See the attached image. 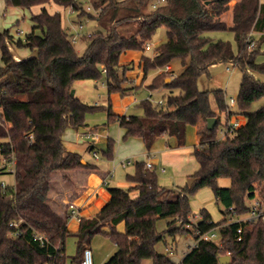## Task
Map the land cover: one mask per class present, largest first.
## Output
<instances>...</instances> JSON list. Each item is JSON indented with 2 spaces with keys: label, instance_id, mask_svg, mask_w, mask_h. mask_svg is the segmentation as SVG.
I'll list each match as a JSON object with an SVG mask.
<instances>
[{
  "label": "trees",
  "instance_id": "trees-1",
  "mask_svg": "<svg viewBox=\"0 0 264 264\" xmlns=\"http://www.w3.org/2000/svg\"><path fill=\"white\" fill-rule=\"evenodd\" d=\"M51 1L71 7L79 16L95 18L106 30L88 35L80 54L63 26L62 14L49 10ZM150 1L91 0L98 11L93 14L78 0H5L6 7L40 8L32 13L33 26L24 38L17 39L11 29L0 30V147L4 158L16 159L15 184L5 193L0 190V264H66L70 236L77 241L71 264H81L84 250L91 248L93 238L100 234L116 247L104 264H143L145 260L152 264H221L220 256L228 251V264H264V222L227 220L229 215L248 212L247 199L257 195L264 201V105L249 112L252 103L264 97V80L260 78L264 62L257 61L264 52V2L237 0L229 25L222 15L231 9L232 0H166L148 10ZM122 25L132 33L125 34ZM161 26L166 28L167 40L155 48L153 56L148 55L145 45ZM215 31L232 32L236 48L230 41H214L209 33ZM250 35L256 39L252 48ZM12 45L30 48L35 54L17 59ZM129 50L143 52L140 61L145 76L150 70L165 68L174 58L181 59L183 70L175 76L161 72L148 84L151 90L169 89L163 105L147 98L141 101L142 115H120L109 104L108 121H117L126 130L123 139H142L149 152L164 135L174 137L179 146L185 145L187 127L201 119L204 139L193 151L199 167L184 186L169 188L158 183L155 167L137 161L135 172L128 175L134 185L109 187L111 197L104 207L93 217H82L79 229L71 232L69 216L52 208L49 193L56 172L72 184L68 171L91 167L63 142L65 130L85 127L86 113L95 108L71 93L73 83L105 75L109 95L126 94L129 87L122 83L128 67L121 63V56ZM219 62L235 63L244 71L237 100L239 113L246 120L225 138H218L217 133V112L228 108L225 91L199 88L200 78L210 76V67ZM210 117H217L213 129L207 127ZM113 148L110 140L109 156ZM93 149L91 145L89 150ZM221 178H229L230 186L219 185ZM203 188H211L223 206L221 221L214 222L203 208L200 220L192 222L191 198ZM160 219L168 220L163 232L157 229ZM11 222H20L18 236L11 234L16 228ZM122 222L121 231L117 226ZM239 227L243 230L241 240ZM213 228L222 236L220 246L201 238ZM34 231L44 233L48 241L35 240ZM187 233L195 235V244L180 262L157 250L160 241L167 243V237Z\"/></svg>",
  "mask_w": 264,
  "mask_h": 264
},
{
  "label": "rangeland",
  "instance_id": "rangeland-1",
  "mask_svg": "<svg viewBox=\"0 0 264 264\" xmlns=\"http://www.w3.org/2000/svg\"><path fill=\"white\" fill-rule=\"evenodd\" d=\"M261 1L264 2V0ZM78 2L82 4V6L87 11L96 14V10L93 8L91 0H78ZM150 2L147 7L148 10L151 9ZM235 2L236 0H232L230 2V7H233ZM88 6L91 7L90 10L87 9ZM48 8L51 12L58 11L62 14L63 26L69 33L80 34L77 42L75 43V47L80 54L84 52L87 46L88 35L98 30H106V26L98 22L95 18H90L87 15L79 16L78 12L72 10L71 7H61L51 1V3L48 5ZM35 11H37V9L30 10L20 7H6L5 0H0V30L11 29L12 33L17 39L24 38L25 35L31 31V28L33 26L31 15ZM222 19L226 22L229 21L230 12L227 11L226 13H224L222 15ZM80 24L82 25V28H80ZM132 25V29H135L136 25ZM124 27L125 25L120 26L125 34L132 33V31H126ZM209 36H211L214 41H230L234 45V48H236L234 35L232 32L215 31L209 33ZM166 40V28L164 26H161L156 30L151 40L148 41V43L152 46V49L145 50L144 52L148 55L153 56L155 48L161 45ZM14 49L16 55L21 58H27L35 54V51L27 47H14ZM130 57V52H127L126 55L125 53L122 55L121 60H126ZM257 61L264 62V52L260 53L257 56ZM170 63L172 64L175 73L179 74L183 70L180 58H174ZM0 64H2L1 51ZM124 64H126L128 67L124 70L123 74L124 82L122 83V85L125 87L130 83L131 78H129V76L131 74L129 71L133 67V65L131 63ZM227 67H230L231 71H228ZM165 68H157L156 70H161L157 74L165 71L169 73L170 76H172V72L167 71ZM153 71L154 70H150V72L148 73V77L144 81L145 83L142 85V87H138L136 91H131L126 94L117 92L109 95L105 75H103L99 80L81 79L76 80L73 83L72 89H74L75 95L79 97L84 103L90 106H94L95 108L89 110L85 115L86 126L83 127V129L86 132L81 133L77 129L72 128L71 130H68L67 128L63 135V139L65 141L64 143L67 146L68 150L80 154L85 161L92 164H97L101 171H111L110 178L111 180H113L109 184H105L106 188L114 186L127 188L131 186L132 183L129 181L128 175H131L135 172V164L137 161H145L149 156L148 151L146 150L140 139L135 138V142L133 141L134 143L138 144L128 145V140L130 138L126 140L123 139L122 129L119 126V123L117 121H108L109 104H111L112 110L115 113H122L124 115H142L144 113V110L141 106V101L147 99L149 95L152 94L151 100L156 103L159 99L166 97L170 93L169 90L164 87L155 90H151L148 88L147 85L153 79ZM243 75V69L231 62L215 63L210 67V76L204 75L200 78L199 88L202 90L223 89L225 91L226 103L228 104L230 98H235L237 102L236 105L232 107V110L235 113L240 114L237 98L241 82L243 80ZM260 78L264 80V76H260ZM168 79L167 81H170V78ZM133 98H136L138 102L134 103ZM263 105L264 97L254 101L250 106L249 112L257 111ZM225 112H217V115L220 116V123L217 130L218 137L221 136L220 131L223 128V124L227 120ZM196 133L197 129L195 125L188 126L186 144L181 148L186 152L187 155H190L192 157L194 146L197 143ZM98 135L100 136L97 137ZM110 140L114 142L113 153L111 156H109L106 152ZM1 142H3V140H0V143ZM168 142L169 139L167 136H161L154 143L153 149L159 146H169ZM90 145L94 146L93 150H89L88 147ZM150 157L151 160L155 158L153 154H151ZM1 158L2 156L0 148V165L3 164ZM128 160H130V163L127 166H123L122 162ZM184 164L186 167L193 170L192 173H194L198 169V164L195 157H193L189 161L186 160L185 163L179 162L178 164H165L163 167H155L158 175V183L161 186L169 188L184 186L187 182L188 176L180 173L179 169L177 173L174 172V169H176V167H184ZM163 168H165V170ZM2 180H4L8 185L12 186L14 184V175L8 171V173L0 175V182ZM227 181L231 184V180L229 178H221L219 179V185ZM117 182H121V185H116L118 184ZM248 203L249 199H247V204ZM191 208L193 223L200 220V210L203 208L207 209L210 212L214 222H219L223 218V206L220 203H217L214 192L211 188H203L199 190L191 198ZM167 222V219L158 220V231L163 232L167 227ZM194 244L195 235L193 233L177 234L175 238L167 237V243H165L163 240L160 241L156 248L160 253L169 256L173 261L178 263L181 261L184 254L189 250V248ZM171 246L173 247L171 248ZM91 247L93 251L94 264H104L116 251V247L113 242L108 237L101 234L93 238ZM76 253V238L74 236H70L66 241V264H71V259L76 255ZM143 264H152V262L151 260H145Z\"/></svg>",
  "mask_w": 264,
  "mask_h": 264
},
{
  "label": "crops",
  "instance_id": "crops-1",
  "mask_svg": "<svg viewBox=\"0 0 264 264\" xmlns=\"http://www.w3.org/2000/svg\"><path fill=\"white\" fill-rule=\"evenodd\" d=\"M39 8L40 7L35 6L32 9L39 10ZM229 12H230V20L231 21L229 20L227 22L229 25H231L232 24V7L229 10ZM14 47H16V46L15 45L11 46V50H12L14 56L17 59H22L21 57L16 55ZM127 52H130L131 57L126 59V60H121V63L122 64L131 63L133 65V67L129 71L131 74L129 76V78H131L130 83L128 84V86H125V87H129V90L127 91V93H129L131 91H136V89L138 87H142V85L145 83L144 81L148 77V74H147V76H145L143 66H142V63L140 61V58H141V55L143 52L142 51H136V50H129ZM127 52H125V55L127 54ZM168 66H169V71L172 72L173 76L177 75V73H175L173 70L172 64L170 63V64H168ZM160 71H161L160 69L154 70L152 72L153 77ZM151 97H152V94H150L148 98L151 99ZM165 98L166 97H163L161 99L165 100ZM161 99H159V100H161ZM133 102L137 103L138 100L136 98H133ZM117 114L123 115L122 113H117ZM239 117H240L241 122L245 123V120H246L245 116L239 114ZM203 124H204L203 121L200 119L198 121V123L195 125L196 129H197V133H196L197 143L195 145L201 143L204 139L203 135L200 133V129L202 128ZM71 129L72 128H68V130H71ZM81 129H83V128H80L77 130L81 133L86 132L85 130H81ZM187 130H188V127L186 129V136H187ZM125 131H126L125 129H122V136L125 134ZM99 136L100 135H98L97 137H99ZM164 136H166V135H164ZM138 139H140V138H138ZM168 139H169V142H168L169 146L168 145L164 146V147L159 146V147L153 149V146H154V144H153L151 150L148 152V154H149L148 159L151 160V157H150L151 154H153L155 157L153 160H151L152 163L154 164V167L158 168V167H163L165 164L172 165V164H178L179 162L185 163L186 160L189 161L193 157H195L194 154H193V157L190 155H187L186 152L181 149L185 145L179 146L174 137H168ZM0 140H2V139H0ZM140 140L144 145L143 140L142 139H140ZM128 141H129L128 145L129 144L130 145L138 144V143H134L135 142L134 137H131ZM63 142H65L64 139H63ZM185 144H186V142H185ZM66 148H67V146H66ZM1 156H2L1 161L3 163L4 156H3L2 152H1ZM82 161H84V162H82L83 164H90L91 167H89V168H77L75 170L68 171L67 175L71 178L72 184H70L64 180L63 173H61V172H56L52 178V182H51L52 187H51V190L49 193V203L52 206V208L62 216H69V204L75 203L78 206V208L80 209L81 217H86V218L93 217L104 207V205L109 201V199L111 197L109 189L105 187L106 185L104 183L105 179L107 180V184H109L113 180V179L111 180V178H110L111 177V174H110L111 171L103 172L100 170V168L98 167L97 164L89 163V162L85 161L83 158H82ZM197 164H198V162H197ZM198 167H199V165H198ZM163 169L165 170V168H163ZM178 169H179L180 173L188 176V179H187V182H188L189 176L192 174L193 170L191 168L186 167L185 164H184V167L183 166L176 167V169H174V172L177 173ZM6 173H8L7 170H5L2 175L6 174ZM14 184H15V177H14ZM116 185H121V182H119ZM133 185L134 184L132 183L131 186H133ZM8 186H10V185H8ZM221 186L229 187L230 183L227 181V182L222 183ZM132 195L137 196V191H133ZM79 225H80V223L77 220L72 219L69 216L68 228L71 232H76L79 229ZM124 226L125 225L122 222L117 227L119 230L122 231V230H124ZM172 247L173 246H171V248ZM91 249H92V247H91Z\"/></svg>",
  "mask_w": 264,
  "mask_h": 264
},
{
  "label": "built area",
  "instance_id": "built-area-1",
  "mask_svg": "<svg viewBox=\"0 0 264 264\" xmlns=\"http://www.w3.org/2000/svg\"><path fill=\"white\" fill-rule=\"evenodd\" d=\"M166 0H152L150 2V7L151 9H155L157 8L159 5L165 3ZM88 10L91 9L90 6L87 7ZM96 14L98 13V11H95ZM80 28H82V25L80 24ZM71 34V42L72 43H76L77 39L79 37V33H70ZM255 34V33H254ZM262 33H258V35H261ZM248 41H249V47L252 48L256 45V39L252 38V35H250L248 37ZM145 49L146 50H151L152 46L149 43H146L145 45ZM234 65H236L235 63H233ZM167 71H169V66L167 65L165 68ZM228 71H231L230 67H227ZM173 75V74H172ZM236 99L235 98H230L229 102L227 104L228 108L226 113L227 116V120L225 121V123L223 124V128L221 129L220 133L221 136L218 138H225L229 135H232L234 133V131L240 127L243 123L240 120L239 114L233 112L232 107L236 105ZM158 105H163L164 104V100H158L156 102ZM31 137H33L31 135ZM145 162V166L147 168L153 169L154 168V164L152 163V161L150 159H147L144 161ZM130 163V160L128 161H123L122 165L123 166H127ZM15 164H16V159L14 158V156H12L9 160H7L6 158H4L3 164L0 165V175H2L4 173L5 170L14 173L15 171ZM104 183L107 184V180H104ZM8 185L7 183L2 180L0 182V190L2 193H5L7 191ZM248 205V212L245 214H241V215H237V214H232L229 215L227 217V220L229 223L231 222H249V223H256L258 221H263L264 222V201H262L257 195L252 198L249 199V203ZM231 209H233L231 207ZM69 216L72 219L77 220L78 222L81 221V214H80V209L78 208V206L75 203H70L69 204ZM20 222H11L10 226H15L16 228L11 232V234L13 236H18L21 232V230L18 228L19 227ZM242 227H239L237 229V233H238V239L241 240L242 239ZM33 238L37 241H39L40 243L44 244L48 241L46 235L40 231H34L33 233ZM201 238L204 240H208V241H213L214 243H216L217 245H222V236L220 235L218 228H213L209 231H206L204 233L201 234ZM231 252L228 251L226 255L230 256ZM44 264H61L59 262H55V261H50ZM81 264H94V258H93V251L91 248H86L83 252V258L81 261Z\"/></svg>",
  "mask_w": 264,
  "mask_h": 264
},
{
  "label": "water",
  "instance_id": "water-1",
  "mask_svg": "<svg viewBox=\"0 0 264 264\" xmlns=\"http://www.w3.org/2000/svg\"><path fill=\"white\" fill-rule=\"evenodd\" d=\"M71 93L75 94L74 89H72ZM216 123H217V117L208 118L207 119L208 129H213L214 126L216 125ZM81 130H84V129H81ZM82 162H84V161H82ZM219 260H220L221 264H228L230 262V256L229 255H222V256H220Z\"/></svg>",
  "mask_w": 264,
  "mask_h": 264
}]
</instances>
